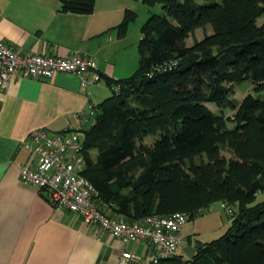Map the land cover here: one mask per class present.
Listing matches in <instances>:
<instances>
[{"label":"trees","instance_id":"trees-1","mask_svg":"<svg viewBox=\"0 0 264 264\" xmlns=\"http://www.w3.org/2000/svg\"><path fill=\"white\" fill-rule=\"evenodd\" d=\"M142 1L164 13H150L141 27L140 65L130 76L105 77L113 95L81 128L96 206L132 222L237 203L227 230L196 244L187 263L264 264V94L248 92L227 119L206 104L227 101L244 80L264 90V0ZM94 4L61 0V10L91 13ZM135 18L127 9L121 34ZM208 24L213 32L188 46Z\"/></svg>","mask_w":264,"mask_h":264},{"label":"crops","instance_id":"crops-1","mask_svg":"<svg viewBox=\"0 0 264 264\" xmlns=\"http://www.w3.org/2000/svg\"><path fill=\"white\" fill-rule=\"evenodd\" d=\"M132 8V0H95L91 13H74L62 11L61 0H0V42L21 53L66 56L79 50L95 60L84 85L78 74L59 72L45 79L15 76L0 91V264H118L124 249L148 256L146 240L124 243L76 212L56 211L44 190L20 177L21 166L36 167L25 146L33 130L70 127L83 139L81 128L90 125L83 116L106 97L99 82L133 70L137 41L128 43L129 24L124 34L119 31ZM185 234L182 227V239ZM184 247L178 258L159 264H188Z\"/></svg>","mask_w":264,"mask_h":264},{"label":"built area","instance_id":"built-area-1","mask_svg":"<svg viewBox=\"0 0 264 264\" xmlns=\"http://www.w3.org/2000/svg\"><path fill=\"white\" fill-rule=\"evenodd\" d=\"M94 68V58L79 50L66 56L44 52L21 53L0 42V91H6L15 76L45 79L52 78L59 72L78 74L84 85L87 73ZM94 79L101 80V75L96 73ZM82 121L94 123V107L83 116ZM25 146L34 152L36 167L21 166V180L44 190L56 211L76 212L87 223L111 232L124 243L139 239L148 242V256L124 249L118 264H159L179 255L181 230L188 219L187 213L179 211L169 216L148 215L131 222L109 217L97 208L94 198L98 191L83 174L84 142L77 130L66 127L61 132L51 133L45 128H37L31 132ZM222 205L232 211L226 202Z\"/></svg>","mask_w":264,"mask_h":264},{"label":"rangeland","instance_id":"rangeland-1","mask_svg":"<svg viewBox=\"0 0 264 264\" xmlns=\"http://www.w3.org/2000/svg\"><path fill=\"white\" fill-rule=\"evenodd\" d=\"M132 5V10L136 13V18L129 22L127 40L128 43H132L134 47L136 41L137 45L139 44L142 37L141 27L147 20L150 13L161 14L164 13V9L161 4H157L154 7H148L142 0H132ZM212 32L213 29L209 24L204 27H197L187 38V45L192 46L195 41L203 39L206 34H211ZM132 63L135 65L133 70L129 73V76L131 73H134L140 65L139 53L137 56H133ZM99 84L107 91L104 99L113 95V90L108 85L106 80L99 82ZM248 92L264 94V90L262 92L256 90V84L249 80H244L233 84L232 92H229L227 101L223 103L207 102L206 104L216 115L223 116L227 119L235 114L237 106ZM227 125L229 128H233L235 123L227 121ZM145 140L149 144L152 142L153 137L148 136ZM225 154L227 156L233 155L228 149L225 151ZM263 198L264 193L259 195L258 200ZM222 203V201H216L212 203L211 207L206 209L203 213L187 219L183 225L184 233L187 232V234H185L181 241L182 246H191L189 243L205 244L219 238L227 230L232 211H230V209L226 206H223ZM231 208L236 211L238 209L237 203H233Z\"/></svg>","mask_w":264,"mask_h":264},{"label":"water","instance_id":"water-1","mask_svg":"<svg viewBox=\"0 0 264 264\" xmlns=\"http://www.w3.org/2000/svg\"><path fill=\"white\" fill-rule=\"evenodd\" d=\"M197 248L195 246H185L184 252L187 254L189 258H192L196 252Z\"/></svg>","mask_w":264,"mask_h":264}]
</instances>
